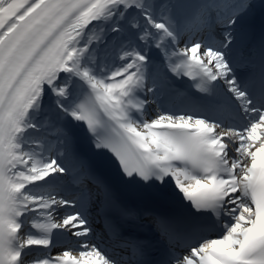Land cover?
Instances as JSON below:
<instances>
[{
  "label": "snow or ice",
  "instance_id": "obj_1",
  "mask_svg": "<svg viewBox=\"0 0 264 264\" xmlns=\"http://www.w3.org/2000/svg\"><path fill=\"white\" fill-rule=\"evenodd\" d=\"M0 264H264V0H0Z\"/></svg>",
  "mask_w": 264,
  "mask_h": 264
}]
</instances>
